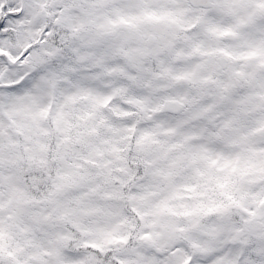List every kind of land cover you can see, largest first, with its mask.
<instances>
[{
  "label": "snow or ice",
  "instance_id": "1",
  "mask_svg": "<svg viewBox=\"0 0 264 264\" xmlns=\"http://www.w3.org/2000/svg\"><path fill=\"white\" fill-rule=\"evenodd\" d=\"M0 264H264V0H0Z\"/></svg>",
  "mask_w": 264,
  "mask_h": 264
}]
</instances>
